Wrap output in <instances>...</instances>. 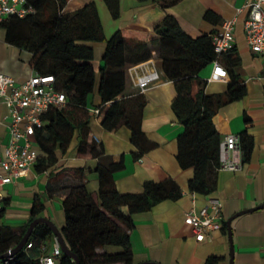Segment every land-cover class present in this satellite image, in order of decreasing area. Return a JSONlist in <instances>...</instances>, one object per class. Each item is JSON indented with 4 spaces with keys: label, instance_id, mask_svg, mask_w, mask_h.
<instances>
[{
    "label": "crops",
    "instance_id": "0c3cea01",
    "mask_svg": "<svg viewBox=\"0 0 264 264\" xmlns=\"http://www.w3.org/2000/svg\"><path fill=\"white\" fill-rule=\"evenodd\" d=\"M171 1L119 0L120 14L116 19L111 17L103 0H68L64 11H74L93 2L105 39L117 30H122L127 44H133V40L149 41L155 36L154 29L165 15L173 16L192 38L202 34L213 35L221 29L223 21L235 17L233 49L221 58L223 63L236 62L233 71L245 86V94L239 100L220 106L213 117V124L221 139L243 132L250 137L251 148L244 160L241 150L229 154L230 158L241 162V167L235 171L219 168L214 177V191L209 195L189 191L188 181L193 175V168H181L176 158L177 138L183 132V126L171 108L175 89L160 67L150 59L127 68L129 79L126 80L124 95L140 93L133 82L136 75L152 70L159 73V82L141 93L144 98L142 131L155 146L135 157L138 148L131 142L129 128L120 125L115 130L107 131L100 125L99 110L95 114L93 110L96 109L89 108V139L99 142V146L94 149L95 155L89 153L88 148L84 155L77 153L81 136L76 130L64 151L58 145L55 146L56 161L53 165L39 172L35 167L36 160L34 166L15 182L1 186L0 210L4 211L0 219L2 225L9 226L18 234L31 218L36 201L42 205L38 217L51 220L60 230L64 224L61 203L64 188L68 186L84 184L86 191L98 203L96 168L99 158L96 154H99L106 161L122 162L123 167L113 173L115 186L121 194L141 193L146 181L160 182L168 178L175 181L181 190L177 199L161 201L149 211L131 215L133 228L129 237L133 264H205L207 258L212 256L217 258L215 264H229L227 219L239 211L264 204V53H253L246 43L243 30L246 17L243 6L246 0ZM238 9L242 10L237 12ZM208 12L212 14L213 20L205 18ZM6 34V29L0 27V73L20 83L33 72L29 66L30 54L10 44ZM91 45L94 53L92 64L97 71L105 44L95 42ZM212 68L211 62L199 73V77L206 81L204 91L207 94H222L227 89L229 78L212 77ZM95 96H92L93 101ZM7 115L6 104L0 98L1 151L9 138ZM74 140L76 146L70 149ZM36 145L37 155L44 156L37 142ZM213 198L221 203L219 217L222 226L202 241H196L192 228L184 223V216L191 210L197 212ZM121 210L127 214V207L123 206ZM230 230L232 264H264V208L234 217L230 222ZM42 242L45 253H49L53 237ZM106 249L108 252L118 250L114 246ZM96 251L103 253L105 249L98 248Z\"/></svg>",
    "mask_w": 264,
    "mask_h": 264
},
{
    "label": "trees",
    "instance_id": "16d2710c",
    "mask_svg": "<svg viewBox=\"0 0 264 264\" xmlns=\"http://www.w3.org/2000/svg\"><path fill=\"white\" fill-rule=\"evenodd\" d=\"M25 1L34 13L23 18L10 16L0 22V27L6 29V39L10 44L30 54L31 69L42 75H52L56 88L66 97L65 105L49 110L43 117V126L35 131V140L44 152V156L37 155L36 170L42 172L53 165L56 161L55 146L64 151L76 130L81 136L77 153L84 155L88 148L89 153L95 155L94 149L99 142L89 139L88 129L89 108L92 107L99 110L100 125L105 130L112 131L120 125L129 128L131 142L138 148L135 157L153 148L155 144L146 138L141 127L143 95H124L125 69L158 59L163 75L175 89L171 108L183 126V132L177 138V161L181 168H193L188 181L190 192L211 194L215 173L220 168L218 151L221 140L213 117L220 106L239 100L245 94V86L233 71L236 62L223 63L222 58L220 62L229 78L227 89L222 94L205 93L206 81L199 77V73L215 57L212 35L192 38L173 16L165 15L149 41L133 40V44H127L122 30L105 39L93 2L67 12L64 8L68 0ZM103 2L111 17L118 18L119 0ZM205 18L213 20L209 12ZM95 42L105 44L97 71L92 64L94 53L91 44ZM91 95L97 96L96 103L93 99L90 102ZM238 138L244 160L250 151L251 140L245 132ZM96 156L99 158L96 168L99 202L93 200L84 184L64 188L61 236L80 264H133L129 237L133 228L131 215L149 211L161 201L175 200L180 197L181 190L175 181L168 178L160 182L146 181L141 193L121 194L115 186L113 173L123 167L122 162L106 161L99 154ZM123 206L127 207V214L122 212ZM41 211L42 205L35 201L31 218L18 234L0 223V255L17 245L28 224ZM3 212L1 209L0 219ZM51 237L53 234L47 226L37 225L27 241H45ZM108 246L118 250L108 252ZM98 248L105 251L98 253ZM38 254L37 245L28 252L23 248L13 257L0 259V264H39L34 259ZM216 261L217 258L212 256L205 264H215ZM57 264H74V261L61 253Z\"/></svg>",
    "mask_w": 264,
    "mask_h": 264
},
{
    "label": "built area",
    "instance_id": "2783aa9c",
    "mask_svg": "<svg viewBox=\"0 0 264 264\" xmlns=\"http://www.w3.org/2000/svg\"><path fill=\"white\" fill-rule=\"evenodd\" d=\"M243 8L246 17L243 22L244 36L250 50L256 54L264 53V0H246ZM242 9H238L240 12ZM34 13L25 0H0V22L10 16L23 18ZM236 18L225 20L221 29L212 35L214 59L212 61V77H227V72L220 62L225 53L233 49V31ZM160 80L156 70L136 75L134 85L140 93ZM0 98L6 104L9 122L7 124L8 141L0 150V187L13 183L27 170L34 166L37 160L35 131L43 126V117L51 109H60L65 105V94L55 86L52 75H42L32 72L23 82H16L12 77L0 73ZM96 114L98 109L93 110ZM239 138L236 135H226L219 142V163L221 169L235 171L241 167V162L230 158L229 154L239 151ZM221 203L218 199H209L208 205L197 212L191 210L184 216V223L192 228L196 241L207 238L214 230L221 228L219 211ZM35 245L39 254L34 257L39 264H57L62 253L59 243L53 236L51 251L45 253L42 241L30 240L23 247L26 252Z\"/></svg>",
    "mask_w": 264,
    "mask_h": 264
},
{
    "label": "water",
    "instance_id": "95a60500",
    "mask_svg": "<svg viewBox=\"0 0 264 264\" xmlns=\"http://www.w3.org/2000/svg\"><path fill=\"white\" fill-rule=\"evenodd\" d=\"M264 208V204H260L256 207L250 208V209H246L243 211H239L238 213H236L235 215H233L232 217H230L229 219H227L226 221V226H227V232H228V238H229V252H230V260H229V264H232V256H233V247H232V243H231V230H230V222L231 220L241 214L247 213V212H252L254 210H258ZM37 225H45L47 226L52 234L56 237L60 249L62 251V253L68 257H70L73 261L74 264H80V261L78 259V257L71 253L70 250L67 248L66 244L64 243V240L61 236L60 230L52 223L51 220L45 218V217H37L35 219H33L29 224L28 227L25 231V233L23 234L22 238L20 239V241L17 243V245H15L13 248H11L9 251H7L5 254L0 255V259L2 258H6V257H13L15 254H17L19 251H21L23 249V247L25 246L27 240L29 239V237L32 234V231L34 230V228ZM140 264H157L154 262H143Z\"/></svg>",
    "mask_w": 264,
    "mask_h": 264
},
{
    "label": "rangeland",
    "instance_id": "374dc122",
    "mask_svg": "<svg viewBox=\"0 0 264 264\" xmlns=\"http://www.w3.org/2000/svg\"><path fill=\"white\" fill-rule=\"evenodd\" d=\"M153 60H154L155 65L158 67V66H159V60H158V59H153ZM127 68H128V67H127ZM127 68L125 69V74H126L125 77H126V80L129 79V78H128V75H127ZM92 96H93V95L90 96V102H91ZM96 100H97V96H95L94 101L96 102ZM95 102H94V103H95ZM90 105L92 106L91 103H90ZM75 146H76V140L73 141L72 146L70 147V149H73ZM66 163H67V161L65 162V164H66ZM67 165H68V164H67Z\"/></svg>",
    "mask_w": 264,
    "mask_h": 264
}]
</instances>
